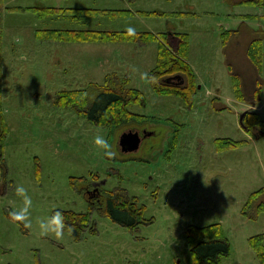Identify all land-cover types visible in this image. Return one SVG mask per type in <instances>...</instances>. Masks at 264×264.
Instances as JSON below:
<instances>
[{
    "label": "rangeland",
    "instance_id": "374dc122",
    "mask_svg": "<svg viewBox=\"0 0 264 264\" xmlns=\"http://www.w3.org/2000/svg\"><path fill=\"white\" fill-rule=\"evenodd\" d=\"M4 5L2 87L8 137L0 195V264H194L187 228L215 222L222 224L231 244L230 254L217 264H263L250 238L264 233V209L253 207L254 216L242 210L250 195L264 187V135L255 136L244 126L264 120V82L262 98L246 115L249 109L235 93L237 78L228 66L223 37L242 26L257 31L264 62V6L229 0H5ZM15 6L103 11L83 14L75 22L72 13L40 17L30 8L8 9ZM129 25L156 35L189 34V62L199 86L191 108L180 96L152 88L156 41L62 42L40 40L36 33L54 27L127 30ZM249 37L243 32L235 46L244 47ZM171 41L175 46L178 39L171 36ZM115 77H129V85L143 92L145 105L130 106L146 116L142 122L111 132L54 103L60 91L88 88L94 94L92 84ZM246 92L253 102L247 85ZM129 128L148 132L134 152L118 146ZM96 136L104 137L108 147L96 144ZM219 138L243 144L220 151ZM171 145L177 147L172 150ZM17 184L32 198L30 226L7 214L23 207ZM117 188L145 204V220L137 228L100 214L108 193ZM257 202L264 204V193ZM57 208L91 209L97 233L87 230L80 240L64 230L59 237L42 234L40 219Z\"/></svg>",
    "mask_w": 264,
    "mask_h": 264
},
{
    "label": "trees",
    "instance_id": "16d2710c",
    "mask_svg": "<svg viewBox=\"0 0 264 264\" xmlns=\"http://www.w3.org/2000/svg\"><path fill=\"white\" fill-rule=\"evenodd\" d=\"M233 5L251 4L255 6H264V0H229ZM5 0H0V66L3 68V13L5 9ZM26 10L21 6L8 7V9ZM29 10L38 13L40 17L51 14L72 13V21L79 22L80 17L91 15L101 9L86 8V7H56L34 6ZM124 12L123 10H121ZM130 13H132L130 11ZM157 13V12H153ZM234 33L238 30H230L224 33L223 41L226 46ZM37 36L41 40H55L62 42H125L132 41L136 43L148 44L158 42V59L156 66L152 69L149 79L152 88L159 94H174L183 98L188 105L192 107L196 100L198 91V83L196 74L192 65L189 62L190 41L188 33L167 31L161 34H155L150 31H136L135 35H129L127 30H104V29H75V28H48L37 30ZM161 35V37H159ZM171 36L178 39L176 45L173 46ZM261 39H255L249 46V54L252 56L258 69L261 64ZM260 52V53H259ZM234 73V72H233ZM179 75L180 79L176 83L169 82L166 78ZM236 81H239L238 74H235ZM130 78L126 77L121 80L119 77L112 79V82L107 79L106 84L94 83L97 92L91 93L88 88L71 89L69 91H60L55 97V105L61 108H72L80 116L85 117L97 126L105 127L111 132L119 131L126 125L142 122L145 115L134 112L130 109L133 104L145 105L146 98L140 89L129 85ZM3 72L0 73V195L2 194V177L4 166V152L8 137L7 120L3 113ZM237 91L244 96V90L241 83H237ZM250 113L247 110L246 115ZM245 118V117H244ZM255 122V124L253 123ZM246 124V130L253 133L255 136H263L264 126H257V123L264 125V120L258 119ZM3 125V127H1ZM2 128V129H1ZM255 128V129H254ZM254 129V131H253ZM224 144V145H223ZM243 144L231 138L217 139L218 150L222 151L226 148H233ZM177 146L171 145L173 150ZM36 173L40 175V159L36 157ZM93 174V173H92ZM98 177V174H94ZM85 177H82V179ZM264 193V187L253 192L242 212L248 216L253 207L257 212L264 209L263 202H254ZM139 199L134 196L130 198L125 189H119L108 193V202L103 208L100 207V214L110 217L114 222L133 229L137 228L142 223L144 218L145 204L139 205ZM65 217L64 231H68L74 239L80 240L84 233L89 230L92 233H97L96 223L92 218L91 209L88 211H75L71 209H61ZM8 210L7 214L10 216ZM54 213V212H53ZM11 217V216H10ZM12 218V217H11ZM17 221V220H16ZM151 221V220H150ZM23 224V221H18ZM25 228V227H24ZM187 243L190 247L191 255L194 264H217L221 262L223 256H227L231 252V244L224 234L222 224L215 222L205 226L190 225L186 232ZM250 244L255 249L256 255L264 264V233L254 235L250 238Z\"/></svg>",
    "mask_w": 264,
    "mask_h": 264
},
{
    "label": "crops",
    "instance_id": "0c3cea01",
    "mask_svg": "<svg viewBox=\"0 0 264 264\" xmlns=\"http://www.w3.org/2000/svg\"><path fill=\"white\" fill-rule=\"evenodd\" d=\"M243 32H248L250 37L244 44V47H242L240 44L235 46L237 42H240V36ZM257 38H258L257 31L251 28H248L247 30H245L244 26H242L240 29H238V33L233 32V35L231 36L228 44L226 46L224 45V49L228 56V60L231 59V62L229 61L228 66L235 74H238L239 76V81L235 80L234 82L235 93L237 94V96L239 97L241 101L247 104V107L250 110H252V105H255V102H257L258 100L262 98V87H263L262 83L264 82V79H262V72L264 68L261 67L260 70L258 69L256 62L254 61L252 56L249 54V50H248L253 40ZM262 56H263V53L261 52V57ZM262 62L263 61L261 60V64ZM262 66H264V62ZM248 77L250 78L248 79ZM196 79L198 83L197 75H196ZM238 82H240L241 86L243 87L244 96H241V94L237 91ZM246 85H247V88H249L250 91L254 93L253 97L251 98L253 102H250L247 99L246 94L248 92V89L246 92Z\"/></svg>",
    "mask_w": 264,
    "mask_h": 264
},
{
    "label": "clouds",
    "instance_id": "9594fccd",
    "mask_svg": "<svg viewBox=\"0 0 264 264\" xmlns=\"http://www.w3.org/2000/svg\"><path fill=\"white\" fill-rule=\"evenodd\" d=\"M127 32L129 35H135L136 28L132 25H129L127 27ZM3 68L0 66V73H2ZM145 76H147V73H144ZM95 143L98 145H102L105 148L108 147L107 141L102 136H96L95 137ZM107 155L113 156L115 155L114 152L108 151L106 152ZM15 191L18 195L23 197L24 204L21 208H14L10 212V216L17 221H23L25 226H30L32 221L28 219V217L31 215L30 208L32 206V198L30 195H28V189L23 184H17L15 187ZM40 228L42 234H49V233H55L57 237L63 235V229L65 227V217L64 213L61 209L57 208L52 215H50L47 218H42L39 221Z\"/></svg>",
    "mask_w": 264,
    "mask_h": 264
},
{
    "label": "water",
    "instance_id": "95a60500",
    "mask_svg": "<svg viewBox=\"0 0 264 264\" xmlns=\"http://www.w3.org/2000/svg\"><path fill=\"white\" fill-rule=\"evenodd\" d=\"M180 76H171L168 77L166 80L171 81L175 78H179ZM243 116L244 114L241 115V122L243 123ZM264 134V131H263ZM119 146L124 152H134L137 151L142 143V137L138 131H125L121 134L119 138Z\"/></svg>",
    "mask_w": 264,
    "mask_h": 264
},
{
    "label": "flooded vegetation",
    "instance_id": "af4514ba",
    "mask_svg": "<svg viewBox=\"0 0 264 264\" xmlns=\"http://www.w3.org/2000/svg\"><path fill=\"white\" fill-rule=\"evenodd\" d=\"M171 82H174V81H171ZM176 83H177V81H176ZM129 130L138 131L140 133L141 137H142V141L148 135L147 131L142 130L140 128H129L128 130H124V131H129ZM98 185H99V182L93 180V186L95 187L94 189L99 191V186ZM87 190L91 191L89 189H87ZM99 194H100V192H99Z\"/></svg>",
    "mask_w": 264,
    "mask_h": 264
},
{
    "label": "bare ground",
    "instance_id": "6f19581e",
    "mask_svg": "<svg viewBox=\"0 0 264 264\" xmlns=\"http://www.w3.org/2000/svg\"><path fill=\"white\" fill-rule=\"evenodd\" d=\"M176 76H178V75H176Z\"/></svg>",
    "mask_w": 264,
    "mask_h": 264
}]
</instances>
